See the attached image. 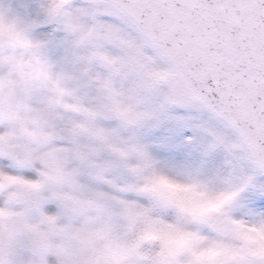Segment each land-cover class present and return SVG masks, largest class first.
<instances>
[{"label":"snow or ice","instance_id":"snow-or-ice-1","mask_svg":"<svg viewBox=\"0 0 264 264\" xmlns=\"http://www.w3.org/2000/svg\"><path fill=\"white\" fill-rule=\"evenodd\" d=\"M0 264H264V0H0Z\"/></svg>","mask_w":264,"mask_h":264}]
</instances>
